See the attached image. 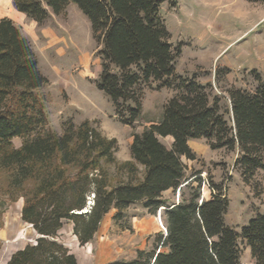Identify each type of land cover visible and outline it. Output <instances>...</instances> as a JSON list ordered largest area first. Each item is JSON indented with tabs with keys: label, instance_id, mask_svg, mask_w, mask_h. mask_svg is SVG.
<instances>
[{
	"label": "trees",
	"instance_id": "obj_1",
	"mask_svg": "<svg viewBox=\"0 0 264 264\" xmlns=\"http://www.w3.org/2000/svg\"><path fill=\"white\" fill-rule=\"evenodd\" d=\"M177 0H12L13 8L38 26L63 16L72 4L88 20L99 49L96 88L111 102L119 121L134 129L142 113L143 88L172 90L161 119L132 134L130 161L116 163L118 146L89 121H67L62 133L47 129V84L26 37L8 18L0 20V175L10 200L23 199L22 222L38 238L15 251L5 264H77L58 240L64 224L80 246L90 243L106 215L115 225L141 204L160 213L164 231L152 247L127 260L107 264H240L239 245L254 264H264V213L237 232L225 223L229 200L222 186L208 184L200 173L188 175L182 158L197 160L189 141L204 140L211 150L237 152L233 168L243 182L264 171V78L253 71L252 92L230 86L228 105L197 76L176 73L181 47H172L159 9ZM214 71V77L228 74ZM171 138L167 148L160 138ZM22 139L14 148L12 140ZM116 165L125 178L112 183L105 165ZM207 185L209 198L201 188ZM178 193V201L164 193Z\"/></svg>",
	"mask_w": 264,
	"mask_h": 264
},
{
	"label": "rangeland",
	"instance_id": "obj_2",
	"mask_svg": "<svg viewBox=\"0 0 264 264\" xmlns=\"http://www.w3.org/2000/svg\"><path fill=\"white\" fill-rule=\"evenodd\" d=\"M0 2L7 5L6 12L0 10V18L15 10L10 0ZM159 16L170 35L171 46L181 47L176 73L183 77L195 74L200 84H211L213 94L223 98L224 107L228 105V87L252 92L256 86L252 72L264 78V0H177L175 8L163 4ZM14 23L28 39L39 70L47 79L39 90L47 129L61 134L63 124L69 120L75 125L89 121L102 136L117 141V164L130 161L132 134L158 122L163 105L174 92L157 91L154 85L144 87L142 113L132 129L119 121L111 102L96 88L101 70L96 56L99 47L92 39L88 20L76 6L71 4L63 16H52L41 26L26 17ZM224 68L228 74L215 78L214 71ZM22 141L14 138L13 147L19 148ZM160 141L167 148L172 144L169 137ZM189 146L197 160L182 158L188 175L199 172L207 184L222 186L229 200L227 226L239 232L252 218L264 213V171L256 172L245 183L233 168L237 152L211 150L204 140L191 141ZM117 167L105 165L112 183L126 176ZM4 184L0 175V264L6 263L16 249L38 238L31 225L21 220L23 199L10 200L3 193ZM201 194L209 198L207 185L202 186ZM164 197L178 201V193L173 195L172 191L165 192ZM114 213L106 215L93 240L84 246L73 235L71 223L66 222L58 232V240L74 255L77 264L131 259L137 250L150 249L154 235L163 231L158 214L149 215L141 204L125 212L121 225L113 223ZM239 249L240 264H254L250 250L244 244Z\"/></svg>",
	"mask_w": 264,
	"mask_h": 264
},
{
	"label": "crops",
	"instance_id": "obj_3",
	"mask_svg": "<svg viewBox=\"0 0 264 264\" xmlns=\"http://www.w3.org/2000/svg\"><path fill=\"white\" fill-rule=\"evenodd\" d=\"M10 1L12 2V0H10ZM0 10H1L2 13L6 12V10H7V5L4 4V3H1V2H0ZM6 14H7V15H3V16H1L0 20L3 19V18H8V19L12 20L13 22H17V21H20L23 17H25V15H23V14H21V13L15 11V10L12 11V12H11V11H10V12L8 11V13H6ZM14 24H15V23H14ZM15 25H16V24H15ZM16 26H17V25H16ZM190 142H191V141H189L188 144H190ZM25 245H26V244H25ZM25 245H24V246H25ZM24 246H23V247H24ZM23 247H21V248H19V249H22ZM19 249H16L15 251H17V250H19ZM13 253H14V252H13ZM13 253H12V254H13ZM12 254H11V255H12ZM11 255H10V256H11ZM9 258H10V257H9ZM8 260H9V259H8ZM8 260H7V261H8ZM4 264H5V263H4Z\"/></svg>",
	"mask_w": 264,
	"mask_h": 264
},
{
	"label": "built area",
	"instance_id": "obj_4",
	"mask_svg": "<svg viewBox=\"0 0 264 264\" xmlns=\"http://www.w3.org/2000/svg\"><path fill=\"white\" fill-rule=\"evenodd\" d=\"M158 219H159V222H160V225H161V227H162V229H163V231H164V228H163V226H162V224H161V221H160V215H159V212H158Z\"/></svg>",
	"mask_w": 264,
	"mask_h": 264
}]
</instances>
